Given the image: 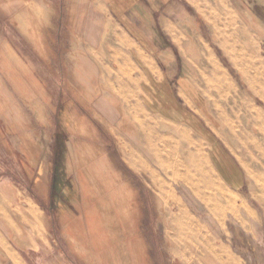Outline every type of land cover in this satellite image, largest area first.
I'll return each instance as SVG.
<instances>
[{"label":"rangeland","instance_id":"374dc122","mask_svg":"<svg viewBox=\"0 0 264 264\" xmlns=\"http://www.w3.org/2000/svg\"><path fill=\"white\" fill-rule=\"evenodd\" d=\"M164 9L0 0V264H264V0Z\"/></svg>","mask_w":264,"mask_h":264},{"label":"crops","instance_id":"0c3cea01","mask_svg":"<svg viewBox=\"0 0 264 264\" xmlns=\"http://www.w3.org/2000/svg\"><path fill=\"white\" fill-rule=\"evenodd\" d=\"M174 1L176 0H104L112 21L119 23L118 25L121 26L119 36L122 37L123 40L121 42L124 46L122 48L117 47L114 53L118 51L121 54L127 55L125 61L129 64L131 63L132 67L142 64L146 68L154 69L153 63H155V58L149 53L153 50L151 47H147L153 45L152 40L149 39L148 44H145L137 37L142 35L156 36L157 25L155 24V20L166 18V14L163 13L161 16H158V14L165 10V6ZM142 29H144V33ZM100 51H104V48H101ZM137 83L138 81L134 77L128 82L129 85Z\"/></svg>","mask_w":264,"mask_h":264},{"label":"bare ground","instance_id":"6f19581e","mask_svg":"<svg viewBox=\"0 0 264 264\" xmlns=\"http://www.w3.org/2000/svg\"><path fill=\"white\" fill-rule=\"evenodd\" d=\"M93 111V110H92ZM188 152H189V154H190V157L193 159V158H195V157H193L194 155L193 154H191L190 152H192L191 151V149H188ZM198 155H200V154H198ZM198 157H200V156H197L196 158H198ZM203 160V159H202ZM202 160L199 158L198 160H193V163L196 165V169H197V171L198 172H204V173H206L207 174V172L204 170V166H203V163H202ZM123 196V195H122ZM219 197V196H218ZM126 205V204H125ZM127 206V205H126ZM186 218V217H185ZM233 262H230V264H232Z\"/></svg>","mask_w":264,"mask_h":264}]
</instances>
